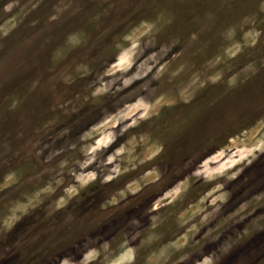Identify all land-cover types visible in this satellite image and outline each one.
I'll list each match as a JSON object with an SVG mask.
<instances>
[{
  "label": "clouds",
  "instance_id": "obj_1",
  "mask_svg": "<svg viewBox=\"0 0 264 264\" xmlns=\"http://www.w3.org/2000/svg\"><path fill=\"white\" fill-rule=\"evenodd\" d=\"M39 3L11 0L4 4L2 11L7 18L0 22V39L10 36ZM72 11L68 0L54 9L48 23ZM100 15L88 21L98 32L103 30ZM174 20L173 15L161 11L152 18L126 24L112 36L107 57L73 55L92 47L94 38L84 28L67 32L51 49L50 75L41 85V90L46 88L54 98L49 107L51 115L22 144L31 170L26 173L21 167L4 168L3 162L16 155L7 140L0 151V238L41 207L45 219L65 211L96 185L113 186L127 177L100 204L101 209H115L160 183L165 166L151 162L165 152V137L182 131L179 125L162 122V114L178 104H191L209 86L221 85L225 94L231 92L264 69V55L234 63L246 49H256L264 38V0H253L252 11L218 29L214 33L219 42L216 51L204 55L199 63L191 57L201 51L196 46L201 44L202 34L216 25V13L206 11L196 19L187 43L180 35L160 38ZM79 81H86V87L70 97L60 95L61 87L71 88ZM34 89L36 82L29 91ZM93 101L100 102L94 112L96 118L71 136V127L60 124L59 117L77 111L83 114L85 106ZM17 106L18 101L13 99L8 110ZM45 130L52 138L41 142L38 136ZM57 141H61L58 146ZM183 161L184 171L176 174L160 194L145 201L146 206L141 207L145 202L138 206L139 218L130 217L124 228L111 235L78 237L60 251L64 254L57 253L56 264H137L138 257L142 264H223L224 257L232 254L233 244L246 233L247 225L264 217V187L247 193L240 201L229 188L230 182L250 166L264 161V110H258L247 125H235L222 139L211 137L203 152ZM201 185L206 190L189 199V193ZM226 207L229 210L225 213ZM221 216L231 221L224 231L213 228ZM68 220L70 216H66ZM169 221L177 232L165 239L161 229ZM238 225L242 228L236 230ZM230 228L233 234L224 236ZM258 231L264 232V226ZM197 234L211 235L210 245L214 247L202 245L198 253L189 255L183 249L198 242ZM80 239L84 242L78 243ZM26 242L21 238L10 249L0 251V264L12 257L17 245ZM221 250L223 256L218 254Z\"/></svg>",
  "mask_w": 264,
  "mask_h": 264
},
{
  "label": "rangeland",
  "instance_id": "obj_2",
  "mask_svg": "<svg viewBox=\"0 0 264 264\" xmlns=\"http://www.w3.org/2000/svg\"><path fill=\"white\" fill-rule=\"evenodd\" d=\"M9 2L11 0H0V22L7 18L2 9L4 4ZM26 2L27 0H21V3ZM66 2L68 0H40L38 7L10 36L0 39V151L7 140L15 147L16 152V155L3 162L4 168L21 167L26 173L32 168L22 144L31 138L41 122L51 115L49 107L54 98H51L46 88L41 90V85L50 75L47 71L49 53L61 43L67 32L84 28L94 38L92 47L73 53L75 57L83 58L96 54L107 57V45L112 36L130 22L152 18L161 11L170 13L175 17L174 23L160 38L163 40L171 35H180L182 41L187 43V35L196 27V19L202 17L206 11H214L217 16L216 25L202 34L201 44L196 46L200 47L201 51L191 57L194 62L199 63L204 55L216 51L219 42L214 33L218 29L233 22L239 15L253 10V0H71L72 13L61 17V20L48 23V16ZM97 13L101 14L103 29L99 32L95 26L88 23ZM258 55H264V38L256 49H246L234 63L247 62L249 58L255 59ZM33 82H36V89L29 91ZM84 87L86 81H79L71 88L61 87L60 95L70 97ZM13 99L18 101V106L9 111L8 105ZM98 107L100 102L93 101L85 106L83 114L77 111L61 115L59 123L71 127L70 135L74 137L85 124L96 118L97 113L94 112ZM258 110H264V69L231 92L225 94L221 85L209 86L191 104H178L166 110L161 116V121L179 125L182 131L165 137V152L151 162L165 166L164 177L160 183L150 185L142 193L131 197L115 209H101L100 204L104 196L107 197L113 187L123 183L127 177L121 178L113 186H94L82 194L80 199L73 201L68 209L48 219H45L43 207L37 209L25 217L10 234L0 238V251L10 249L13 243L21 238L27 239L26 243L16 246L12 257L4 264H56L54 258L57 253L67 248L78 237L106 236L124 228L130 217H140L139 205L160 194L176 174L184 171V159L203 152L211 137L222 139L223 134L233 130L235 125H247L255 119ZM51 138L52 134L48 130L38 136L41 142ZM59 143L61 141H57V146ZM2 171L3 168H0V174ZM230 183L229 188L236 201L243 200L247 193L264 187V161L254 163L241 177ZM204 190L205 186H198L189 193V199ZM146 203L141 207L146 206ZM228 210L226 207L224 212ZM66 216H70L71 220L65 221ZM230 225L231 221L221 216L215 220L213 228L224 231ZM262 226L264 217L248 224L246 233L233 244L232 254L224 257L223 264H252L253 261L255 264H264V232L258 231ZM239 228H242V225L236 226V230ZM41 229L44 230L40 231ZM161 230L165 233V239L173 238V234L177 232L175 224L171 221ZM232 234L233 229L230 228L224 236ZM212 235H216V231H213ZM197 236L198 242L190 243L183 249L184 252L191 255L198 253L202 245L212 244L211 235ZM224 236L221 239H224ZM83 242L84 240L80 239L78 243ZM68 251L73 249L68 248ZM218 254L224 255L222 250ZM137 264H142L140 257Z\"/></svg>",
  "mask_w": 264,
  "mask_h": 264
}]
</instances>
